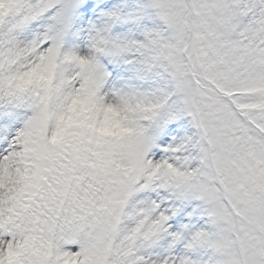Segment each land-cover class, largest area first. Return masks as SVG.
Here are the masks:
<instances>
[{
	"label": "snow or ice",
	"instance_id": "obj_1",
	"mask_svg": "<svg viewBox=\"0 0 264 264\" xmlns=\"http://www.w3.org/2000/svg\"><path fill=\"white\" fill-rule=\"evenodd\" d=\"M0 264H264V0H0Z\"/></svg>",
	"mask_w": 264,
	"mask_h": 264
}]
</instances>
